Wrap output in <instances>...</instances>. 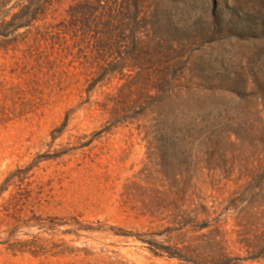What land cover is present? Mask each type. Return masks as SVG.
I'll return each mask as SVG.
<instances>
[{
	"label": "rangeland",
	"instance_id": "1",
	"mask_svg": "<svg viewBox=\"0 0 264 264\" xmlns=\"http://www.w3.org/2000/svg\"><path fill=\"white\" fill-rule=\"evenodd\" d=\"M0 264H264V0H0Z\"/></svg>",
	"mask_w": 264,
	"mask_h": 264
}]
</instances>
